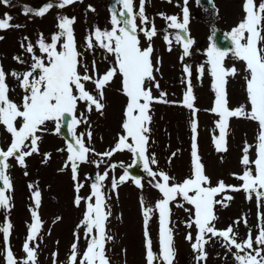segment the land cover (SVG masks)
<instances>
[{"label": "snow or ice", "instance_id": "6c2138e0", "mask_svg": "<svg viewBox=\"0 0 264 264\" xmlns=\"http://www.w3.org/2000/svg\"><path fill=\"white\" fill-rule=\"evenodd\" d=\"M83 0H55L39 10L25 7V16L34 15L44 17L53 7L63 9ZM172 0H168L171 3ZM11 0H0V4L8 6ZM120 5L111 9V30H95L86 38V50L94 52L99 48L114 58V66L103 74L99 73L97 64L92 62L91 67L83 61V53L78 50L74 28L75 17L59 16L57 18L58 31L51 35L50 42L41 33L34 45L28 37L24 38L21 48L30 57L31 63L20 55L13 59L21 65H28L23 72H5L0 64V126L10 134L11 141L7 148L0 147V210L10 213L13 207L12 195L14 185L8 170L11 168L10 160L27 169V158L41 155V163L47 164L51 159L50 153L40 152V141L43 134L48 131L47 124L54 123L55 133L60 134L63 127H67L70 142L66 143L64 164L60 172L70 171L76 195L73 206L80 208L83 204L84 212L81 221L74 231V242L70 248L67 264H111L107 255L106 246L114 237L109 235L107 226L112 216L109 193L105 190V182L109 180V172L117 167L124 168L119 178L111 177L110 187L116 192L120 185L131 180L135 187L143 189L142 178L130 174L124 164H110L102 173L97 172L94 179L85 176L84 180H92L89 185L90 192L81 196L80 192L85 184L80 178L82 165H94L97 169L105 164L106 159L111 160L116 153L129 152L133 156V164L142 165L143 171L150 178V183L160 194L154 206H148L141 198L142 216L144 219L145 238V264H174L176 249L174 242L175 225L172 221V205L183 209L188 214L184 226L191 230L195 228V237L188 231L185 239L189 242L194 254L195 264H206L208 252L206 245L219 241L232 257L236 264H264V213L258 216L257 234L253 237L248 227L246 217L233 221L226 229H217L218 220L216 206L227 208L234 199L228 192L243 191L246 199L255 198L258 207H264V0H244V17L237 26L231 29L225 37L230 40L231 54L239 61L244 62L246 81L247 104L235 109L229 107L226 85L229 77L237 75L235 67L229 69L224 66L228 51L221 50L215 42V29L210 37V46L207 49L208 71L212 77L211 88L215 94L214 105L208 110L218 119L215 127L218 135H213V144L217 153H226L229 121L231 118H246L258 123L257 143L255 144L256 158L250 159L249 153L252 145L245 143L242 152V174L233 176L242 182L241 185H226L222 180L216 186L211 185V179L206 174L205 165L198 152L197 136L198 122L196 119L199 109L195 107L196 97L192 86V69L190 65H183L184 83L186 90L180 102L169 101L167 93L160 90L156 73L160 72V60L153 59V39L157 36V29L153 21L146 15V0H139L138 10L134 0H116ZM188 0H184L182 19L173 15L161 18L167 22L169 29L175 30L174 39L171 34L163 36L168 51L172 50L175 42L182 47L181 62L191 55L194 43L189 38L190 13L187 7ZM88 11L95 12L91 5ZM218 15V10L216 12ZM12 17L7 13L0 18V31L11 28H20L22 25L11 24ZM139 21V23L137 22ZM150 25V27H147ZM142 33L148 46L142 47L139 34ZM3 39V37H0ZM39 55H37V50ZM81 69L83 71H81ZM205 72L204 65L197 69L200 77ZM121 77V94L126 97V104L121 122V134L118 135L115 146L110 150L98 153L92 143L93 132L87 114L95 111L104 115L106 105V89L113 82L116 75ZM18 81V87L23 91L22 102L17 104L10 98L11 89L7 84L8 76ZM92 84L93 90L86 85ZM153 88L159 95H153ZM84 104V112H79V104ZM188 109L191 114V175L182 182H175V177L165 171H154L153 165H158L155 154L149 155V142L153 117L151 115L154 104H176ZM19 121V124H17ZM87 125L86 133H77L81 125ZM176 153L171 154L174 158ZM96 157V159H92ZM171 158L169 163H171ZM29 173L25 171L24 175ZM158 178V179H157ZM31 192L32 206L30 207L31 223L25 242L22 245L24 257L18 260L10 246V237L13 225L5 218L0 225V234L3 237V256L5 264H39L38 249L42 237L44 222L39 213L42 204V194L34 183L28 185ZM220 196V199H216ZM179 198V201H178ZM189 205L190 207H185ZM153 214L158 215L159 223V252L154 251L153 241L149 235V221ZM62 220L55 217L54 223ZM243 225L248 229L246 237L239 240V233L234 226ZM80 229H83V238L87 241L85 250H79L81 238ZM50 235V231L48 233ZM58 243V242H57ZM233 249L235 251H233ZM57 253H53V264H56Z\"/></svg>", "mask_w": 264, "mask_h": 264}, {"label": "rangeland", "instance_id": "374dc122", "mask_svg": "<svg viewBox=\"0 0 264 264\" xmlns=\"http://www.w3.org/2000/svg\"><path fill=\"white\" fill-rule=\"evenodd\" d=\"M50 2L54 3L55 0H12L8 6L0 4V18H3L4 14L7 13L12 17L11 24L22 25L20 28L0 31V37H3V39H0V64L3 65L5 72L10 73L13 70L22 72L21 70L24 71L28 68L27 64H18L13 59L14 56L20 55L28 60V64L30 63L31 59L24 53L20 46L21 43L25 42V37H28L35 45L41 33L50 42L51 35L58 31L57 18L59 16L75 17L74 34L77 38V47L83 53L84 63L91 67L92 62L95 61L101 74L112 67V64H114L113 57L105 52L98 54L89 52L84 44V39L86 40L95 28L101 29L109 26L107 4L103 0H83L82 3L78 2L68 8L53 7L44 17L25 16L23 14L25 7L39 10ZM240 3H242V0H214V8H211L205 5L197 6L194 0H190L188 2L190 8L188 9L192 12L191 27L194 37L191 55L184 58L182 63V52L180 53L176 43L172 45L171 51H168L167 47L165 51L162 48L160 52L164 60L161 61L159 67L162 81L165 83L161 89L168 94L169 99H172L173 92H177L179 96L177 101H182V83L185 79L184 64L190 65L193 73H197L199 66L204 65L205 67L202 77L198 73L196 74L194 86L197 91V85H199L200 91H197L194 95L196 97L195 107L200 108L196 115L198 122V152L202 158V163L205 165L206 174L211 179L212 186H216L217 182L221 180L226 185L239 186L242 184L233 174H242L243 172L241 158L243 155L242 149L246 142L253 146L249 153L250 159L254 160L256 158L255 144L257 143L258 123L246 118L230 119L227 136L228 151L226 153L215 151L213 135L219 134L215 127L218 117L216 118L212 112L208 111L214 105L215 94L211 88L212 77L208 71L207 55L203 50L201 51L206 45L207 49L210 46L209 37L213 29L230 32L243 19L245 14ZM183 4L184 0H172L168 4L159 0H151L149 9L153 12V16L157 17V21L162 23V27L165 28L167 22L161 18L160 14L165 16L175 15L182 19L180 8ZM89 5L95 8L96 11H88ZM217 10L218 15L216 14ZM163 32L164 30H160L158 36L154 39V43L159 47H161L159 37L162 36ZM227 64L237 69V75L229 77L226 85L229 107L235 109L241 105H246V110L250 111L245 91V76L247 75L245 64L233 55L230 56L227 63L224 62V66L229 68ZM81 71L83 70L81 69ZM8 79L11 87L18 84V81H14L10 75ZM158 80L161 82L160 77ZM86 87L90 91L94 88L90 83ZM10 89V98L20 104L22 102L19 96L21 91L18 93L17 89ZM206 92H208L207 99L205 97ZM153 95L157 96V94ZM210 99H212V105ZM125 104L126 97L121 94V77L117 74L106 89L107 107L104 110V115L101 116L95 111L90 114L86 113L91 123L90 130L93 132L92 143L89 146L94 147L96 152L102 153L115 146L118 135L122 132L121 122ZM84 107L83 103L79 104V112H84ZM151 115L153 123L150 125L152 131L148 154L154 153L158 161V165L152 166L153 170L165 171L170 176L175 177V182L180 183L191 175V157L188 155L192 143L189 113L166 104L153 108ZM17 124H19V121H17ZM47 128L48 131L43 134V139L39 145L41 153L51 154V159L47 164L41 163L42 156L35 154L27 158V169L21 168L14 159L9 161L12 164V169L10 168L8 174L14 185V191L11 193L13 207L10 213L0 210V225L3 224L5 218L10 220L13 225L10 246L16 258L18 260L23 259L22 245L26 239L28 224L31 223L29 209L32 206V199L28 185L30 183L36 184L42 194L39 213L44 222L38 249L39 264H53V253L58 254L56 264H67L70 248L74 242L73 233L82 219L84 206L83 204L80 208L73 206L76 193L71 179V172L59 171L67 155L65 151L59 150L66 147L61 135L55 133L54 123L49 122ZM88 130V126L82 124L77 129V133H86ZM10 141V134L4 130L3 126H0V147L6 149ZM172 153H176L174 158H171ZM170 158L171 163L168 162ZM92 159H96V157H92ZM133 159L132 154L125 151L113 155L111 160L106 159L105 164H102L99 169L94 165H82L80 178L85 187L81 190L80 195L87 196L90 192L89 185L91 182L84 180L86 175H95L97 172L102 173L112 163L117 165L123 163L131 174L133 166H130L133 164ZM136 166L139 169L138 174L136 176L131 175L142 178L144 185L142 190L135 187L134 183L129 180L120 185L116 192H112L110 187L111 177L119 178L125 170L121 167H117L114 172L110 171L109 180L105 182V190L111 197L108 203L112 211L107 231L109 235L114 237L113 241L106 246L111 264H145L144 219L140 201L143 198L148 206H154L156 201L162 198L161 194L152 187L149 182L150 178L143 171L142 165L137 163ZM25 171L29 173L27 176L24 175ZM226 194L233 196L234 199L229 202L227 208L216 206L215 211L218 216V220L215 222L216 228L226 229L233 221L246 217L248 227L252 230L253 237H255L259 223L258 216L264 213V207H258L255 198L251 201L247 200L243 191L228 192ZM220 198L218 196L216 199ZM171 207L173 210L172 221L175 225L174 242L177 253L174 264H195L191 246L185 239L188 231H191L193 237H195V228L189 230L184 226L188 214L183 209L175 207V203ZM185 207L190 206L185 205ZM57 216L62 217V220L54 223V218ZM234 227L239 233L238 239L243 240L248 229L244 227L243 222L238 227ZM158 229V215L153 214L152 219L149 221V235L153 241L154 251L157 253L159 252ZM49 231L50 235L48 234ZM79 231L81 238L78 247L82 253L86 248L87 241L83 238V229ZM3 248V237L0 234V264H5ZM206 251L208 252L206 264H236L232 254L221 247L218 240L206 245ZM233 251L235 250L233 249Z\"/></svg>", "mask_w": 264, "mask_h": 264}]
</instances>
